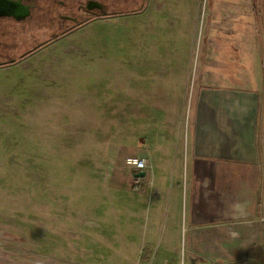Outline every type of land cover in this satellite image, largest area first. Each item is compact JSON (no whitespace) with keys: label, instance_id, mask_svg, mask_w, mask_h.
Here are the masks:
<instances>
[{"label":"rangeland","instance_id":"obj_1","mask_svg":"<svg viewBox=\"0 0 264 264\" xmlns=\"http://www.w3.org/2000/svg\"><path fill=\"white\" fill-rule=\"evenodd\" d=\"M218 1L151 0L136 28L132 15L94 22L0 70V264H147L141 205L138 244L119 235L145 189L126 159L143 157L140 128L168 121L162 88L186 76L190 96L176 107L188 121L206 65L233 57L216 50ZM145 69L148 84L134 86Z\"/></svg>","mask_w":264,"mask_h":264},{"label":"crops","instance_id":"obj_2","mask_svg":"<svg viewBox=\"0 0 264 264\" xmlns=\"http://www.w3.org/2000/svg\"><path fill=\"white\" fill-rule=\"evenodd\" d=\"M217 3L216 50L233 57L206 65L188 121L176 107L190 96L179 75L156 106L168 121L145 124L134 137V155L150 169L129 208L130 230L119 235L138 244L131 228L141 205L147 264H264V48L250 59V46L264 44V0ZM133 17L134 28L151 18V0ZM147 72L134 86L148 84Z\"/></svg>","mask_w":264,"mask_h":264},{"label":"flooded vegetation","instance_id":"obj_3","mask_svg":"<svg viewBox=\"0 0 264 264\" xmlns=\"http://www.w3.org/2000/svg\"><path fill=\"white\" fill-rule=\"evenodd\" d=\"M149 1L0 0V70L20 65L94 22L140 14ZM122 3L125 7L116 9Z\"/></svg>","mask_w":264,"mask_h":264},{"label":"built area","instance_id":"obj_4","mask_svg":"<svg viewBox=\"0 0 264 264\" xmlns=\"http://www.w3.org/2000/svg\"><path fill=\"white\" fill-rule=\"evenodd\" d=\"M126 165L131 169L134 173L145 171L146 175L150 169V165L148 164L147 160L143 157H129L126 159ZM146 178H136L137 182L142 181ZM202 259V257H200Z\"/></svg>","mask_w":264,"mask_h":264},{"label":"water","instance_id":"obj_5","mask_svg":"<svg viewBox=\"0 0 264 264\" xmlns=\"http://www.w3.org/2000/svg\"><path fill=\"white\" fill-rule=\"evenodd\" d=\"M133 176L135 178H144L146 176V172L145 171L137 172V173H134Z\"/></svg>","mask_w":264,"mask_h":264}]
</instances>
